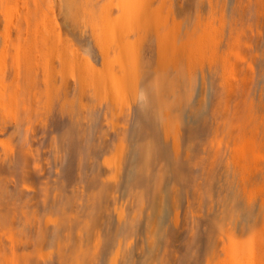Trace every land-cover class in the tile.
<instances>
[{"label": "bare ground", "instance_id": "6f19581e", "mask_svg": "<svg viewBox=\"0 0 264 264\" xmlns=\"http://www.w3.org/2000/svg\"><path fill=\"white\" fill-rule=\"evenodd\" d=\"M0 264H264V0H0Z\"/></svg>", "mask_w": 264, "mask_h": 264}, {"label": "rangeland", "instance_id": "374dc122", "mask_svg": "<svg viewBox=\"0 0 264 264\" xmlns=\"http://www.w3.org/2000/svg\"><path fill=\"white\" fill-rule=\"evenodd\" d=\"M55 16H56V18H55V20H54V18H53V22H52V23H54L55 26H56L57 28H60V29H61V32L69 31V28L66 27L65 25H63L64 23L62 22L61 19H59V18H62V17L59 16V14H58V15H55ZM55 21H56V22H55ZM56 23H57V25H56ZM62 23H63V24H62ZM64 26H65V28H64ZM91 62H92L93 64H95L93 58H91Z\"/></svg>", "mask_w": 264, "mask_h": 264}]
</instances>
